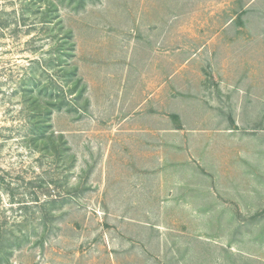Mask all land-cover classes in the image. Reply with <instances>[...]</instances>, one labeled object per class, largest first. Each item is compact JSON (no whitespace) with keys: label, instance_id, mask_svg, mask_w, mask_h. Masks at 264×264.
<instances>
[{"label":"rangeland","instance_id":"rangeland-1","mask_svg":"<svg viewBox=\"0 0 264 264\" xmlns=\"http://www.w3.org/2000/svg\"><path fill=\"white\" fill-rule=\"evenodd\" d=\"M24 1L0 0V264H264V0H65L51 24ZM34 76L62 96L46 136Z\"/></svg>","mask_w":264,"mask_h":264},{"label":"trees","instance_id":"trees-1","mask_svg":"<svg viewBox=\"0 0 264 264\" xmlns=\"http://www.w3.org/2000/svg\"><path fill=\"white\" fill-rule=\"evenodd\" d=\"M60 1V2H59ZM65 0H25L23 2V7H22V14H35L36 16L39 17V19L43 20V22L47 23V24H51V22L53 21L54 18H58L61 17L60 16V3H64ZM70 2H76V4L78 6H82L85 2V0H70ZM60 4V5H59ZM27 9H26V7ZM62 27V26H61ZM62 44L60 45L59 49L64 50L63 47L68 46V50L65 51L66 53H69L70 55L74 56L75 55V43L73 41V37H72V33L70 31L66 32V34L64 35V38L62 39ZM56 59H60L62 62L66 61V59L64 58V56L59 53L56 56ZM53 59V60H56ZM63 70H65L66 72H68L69 74H72L74 72H76L78 70V67L73 64V63H67L64 62L61 64ZM79 80H81L80 78H78V82ZM33 89L35 86L38 87V91L37 94L34 95L32 97V102H33V108H34V117H33V121H36L35 123V127H36V133L37 134H43L42 136H46L45 135V131L47 130L48 126H50L49 124H47L45 121V117H48L51 112H52V107L51 105H58L63 103L62 102V96L61 95H55L56 93L55 90L57 89V87H53L52 92L50 93V97L52 98L53 101L51 102V105H49V103L43 102L42 101V94L43 92H46L47 90L49 91V89L47 87H45V85H41L40 80L36 79V77L34 76L33 79ZM75 86H77V83L75 84ZM83 91H81L82 93ZM58 98H57V97ZM43 102V103H42ZM42 108L44 111H42ZM47 136H51V138H53L54 134L51 133L50 135ZM52 142H56L55 140ZM11 243L6 242L3 247L5 249L10 247Z\"/></svg>","mask_w":264,"mask_h":264}]
</instances>
